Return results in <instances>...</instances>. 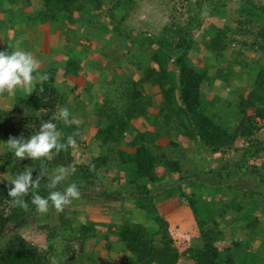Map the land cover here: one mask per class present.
Masks as SVG:
<instances>
[{
    "label": "trees",
    "instance_id": "1",
    "mask_svg": "<svg viewBox=\"0 0 264 264\" xmlns=\"http://www.w3.org/2000/svg\"><path fill=\"white\" fill-rule=\"evenodd\" d=\"M184 1L188 2L183 7L188 9L186 23L171 21L159 34H133L123 25L136 6L135 0H41L32 18L49 25L52 31L66 32L62 52L65 61L47 65L41 79L27 84L26 93L16 96L15 116L0 110L5 121L0 122L1 139L2 135L13 138L15 149L24 150L22 157L11 151L0 154V170L12 178L0 183V264H51L50 257L57 253L55 228L38 226L47 232L49 251L43 253L20 232L9 234V226L27 225L32 215L48 203H56L62 194L70 198L80 192L84 182L93 186L105 181L99 171L111 160L117 174L116 181L108 183H118L120 188H105L100 196H93L94 200L100 204H129L144 213L147 223L118 220L113 214L105 217L92 209L87 214L89 221L73 228L65 206L58 205L61 226L70 230L82 249L89 238H96L105 240L108 250L115 247L114 243L120 246L121 264H179L184 255L194 264H264V167L250 163L264 152V144L256 139V119L264 121V66L259 60L248 61L241 50H237L233 63L223 66L225 52L233 43L264 53V44L259 43L260 38L264 40V0H239L240 5L237 0ZM16 2L0 0V15ZM26 2L28 6L32 4V0ZM228 2H233L229 8ZM230 10L237 18H230ZM207 15L224 21L223 26L210 24L202 30ZM11 16H6L4 23L10 24ZM235 19L237 28L228 23ZM253 22L261 23L260 32L247 29ZM74 25L85 28L82 36ZM200 30L199 39L195 38ZM235 35L252 36L253 43L237 40ZM83 38L97 43L99 52L109 58L108 64L103 66L102 61L87 58L94 48L81 43ZM0 52L5 54L4 49ZM193 52L204 53L196 64ZM210 57H215L217 64L211 63ZM96 61L99 67L95 70L92 63ZM59 69L63 78L78 77L86 70L101 75L102 87L107 85L108 91L103 93L102 103L90 93V115L86 114L88 104L77 102L71 111L65 108L57 116V101H67V95L56 85ZM212 69L214 74H210ZM231 75H240L242 83L251 82L252 86L249 97L240 98L237 115L220 112L224 108L220 97L206 103L203 91V85L212 87ZM91 88L83 91L90 92ZM147 88L162 98L154 116L153 97L148 96ZM79 95L76 101H80ZM232 103H227L229 109ZM249 107L256 109L254 116L248 115ZM78 112L85 118H96L93 142L100 147L98 154H89L91 164L84 166L72 164V148L82 144L87 128V122H72ZM15 117L19 121L12 125L9 121ZM140 118L152 129H137L132 123ZM38 123L45 131L35 127ZM180 137L198 148L207 160L169 183L166 179L183 170L180 161L173 160L168 152L169 146L181 148L174 141ZM239 139L247 141L249 147L236 149L237 156L228 157ZM155 199H176L191 209L196 226L186 223L185 227L195 229L197 237L193 236L196 238L184 255ZM98 226L106 227L108 232L100 237ZM258 240L257 250L253 251L251 244ZM62 254L66 257L69 249L64 248ZM72 257L76 262V256ZM91 258L97 256L92 254Z\"/></svg>",
    "mask_w": 264,
    "mask_h": 264
},
{
    "label": "rangeland",
    "instance_id": "2",
    "mask_svg": "<svg viewBox=\"0 0 264 264\" xmlns=\"http://www.w3.org/2000/svg\"><path fill=\"white\" fill-rule=\"evenodd\" d=\"M22 0H18V3H12L14 5L11 6H20L26 5L21 2ZM233 1V0H232ZM136 6L135 8L128 14L125 22H124V28L127 32H131L133 34H137L138 31L142 32H150L151 34H159L161 32V29L164 28L165 25L169 24L171 21H178L179 24L186 23L188 18V9H184L187 5L186 1L182 2V0H135ZM238 4L239 0H237ZM41 4V0H32V4L30 6H38ZM233 3H228V8L232 6ZM237 6H234L233 8H236ZM232 8V7H231ZM230 8V9H231ZM232 10V9H231ZM230 10V13H231ZM184 14V15H183ZM232 17L230 18H237L234 13H231ZM238 20H231V24H234L233 27H238ZM210 24H215L217 26L222 27L224 24V21L218 20L216 18H212L210 15H207L205 18V28L208 27ZM74 27L81 31L78 34L83 35V32L85 28H80L79 25H74ZM232 27V28H233ZM261 23L253 22L250 23L247 26V29L250 31H254L255 33L260 32ZM50 35H45L44 38L47 40V42H53V49L46 48L44 51V54H39V63L38 66L40 67V71L43 69H46L47 65L51 64L54 61H61L64 60V56L62 54V50H59L61 47L62 42H67L66 38V32H49ZM200 32H196L195 38L199 39ZM50 37V39H49ZM235 38L237 40L242 39L248 41V44L253 43L254 38L252 36H247L245 38H241L237 35H235ZM44 39V40H45ZM61 39V42L59 41ZM58 43H57V42ZM83 44L91 46V48H94V51H92L89 55H87V58L90 60H97L102 61V65L108 64L109 58L105 56L104 54L100 53L98 50V45L95 41H91V43L87 42L84 38L82 39ZM259 43L264 44V40L260 38ZM66 44V43H64ZM115 45H111L113 47ZM108 47V46H107ZM242 48V49H241ZM97 52H96V51ZM112 49H109L108 51L111 52ZM237 50H241L243 52V57H247L248 61L251 60H259L260 65L264 66V53L262 52H255L252 49H248V47L242 45L241 43L236 44L233 43L228 48V50L225 52V61H223V66L228 65L229 63H233L237 57L238 53ZM55 51V53H54ZM40 52V51H39ZM47 55V56H44ZM193 61L196 63L199 62L200 58H203L204 53L201 55L195 54L194 52L191 54ZM68 59V58H66ZM215 60V57H210L209 61L213 64H217ZM94 62L92 63V68L95 70L99 67L98 63ZM201 64V63H200ZM199 64V65H200ZM90 65V64H88ZM7 65L3 63V61H0V72L7 71L8 69H14L13 73L14 80L17 77V80L19 81H25L27 80V77L30 76V71L26 73L25 70L22 69V66L16 62V61H9L8 67ZM84 70V69H83ZM12 73V75H13ZM210 74L213 73V69L211 70ZM6 76V75H5ZM41 74L39 75V77ZM139 75H137L138 77ZM24 78V79H23ZM3 79V78H2ZM35 81V78L28 80V82L33 83ZM89 81V83H88ZM242 77L239 75H231L228 78L224 79L222 82L217 81L214 83V86L212 87L208 84L203 85V91L206 96V103L209 101H212L213 99H218L220 97L223 103V109L220 110V112H232L237 115L239 113V100L241 97L248 98L252 86L247 83H242ZM26 84V83H25ZM104 84L103 78L98 76L97 73H91V71H83L80 76L78 77H68L63 78L62 76V69H59L58 75H57V83L59 90L64 93V95H67V101L65 104H60L57 101V116L59 117L61 114V111L65 108L71 111L70 107L75 108L77 102H85L88 104V107H86V114L90 115L92 113L93 105L89 102V97L94 94L96 98H98L99 103H102V99L104 98L103 93H107V85L105 87H102ZM27 85V84H26ZM89 86H92L90 89V92H85L83 89L88 88ZM31 87L29 88V90ZM114 91V88H112ZM111 91V90H110ZM26 93V91L21 92L19 96H22ZM91 93V94H90ZM148 96H152V104L153 108L152 111L154 116L158 113V109L161 103L162 98L159 95L155 94V91L152 88H147ZM80 94V95H79ZM79 95V100L76 101L75 96ZM237 96L235 98V96ZM11 101L12 96H3L0 95V100H7ZM16 100L15 98L13 99ZM119 100V99H118ZM13 101V102H14ZM233 101V103L229 105L227 103ZM16 104V103H15ZM12 105L7 106L9 108L4 109L3 105L0 104V110H3L1 112H8L11 114V116H15V112H13L12 108H15ZM68 106V107H66ZM258 106V105H257ZM12 107V108H11ZM248 115L254 116L255 115V108L249 107L248 109ZM45 112V111H42ZM219 113V111H218ZM9 117V116H8ZM234 119V117L232 118ZM89 120V121H88ZM96 118L92 115L90 118H85L83 114L80 112L76 113V116L72 119L73 123H85L87 122V128L83 131V142L82 144L74 145L72 148V159H73V165H88L91 164V157L89 154H98L100 147L97 142L94 141V136L97 132V127L94 125L93 122H95ZM19 118L15 117L11 119L9 122L11 124H15V122H18ZM0 122L4 123L3 117H0ZM231 125L235 124L234 120L229 121ZM228 124V122H226ZM137 129L140 131H144L145 129H152V126L148 124L147 121L144 120V118L137 119L133 121V123ZM256 125L258 127L256 139L264 144V121L260 118L256 119ZM34 127V125L32 126ZM36 128L42 129L41 125L38 123L35 125ZM45 131V129H42ZM2 135V134H1ZM54 138V137H53ZM132 138V137H131ZM130 136L127 137V139L131 140ZM174 141L179 143L181 146L180 149H173L169 146V153L171 154V158L173 160H178L183 166L182 173H176L173 174L170 178L166 179V182H173L177 179H179L180 175H186V171H194L197 169V166H203L202 163L204 161L203 154L200 153L198 148H195L193 144L188 143L186 139L183 137L180 138H174ZM189 144V145H188ZM14 140L10 137L6 138L4 135H2V139L0 137V154L1 153H14L17 154V150L14 146ZM248 146V142L244 139H239L236 143V146L228 152V157H232V155L237 156L238 153L235 152L236 149L243 150ZM249 147V146H248ZM90 149V151H88ZM129 150V148H127ZM131 151L133 149H130ZM175 150V151H174ZM11 151V152H10ZM19 156L22 157L24 155V150L18 152ZM26 157H28L27 154H25ZM207 160V159H205ZM108 163V165H105L103 168L100 169L99 173L100 176L105 180L103 182H97V185H86L84 182L83 188L78 193H73L70 198H67L66 194H62L61 199H56V203H48L43 209L40 210V212H36L32 217L30 218V221L27 225L22 227L17 226H9L8 233H14V232H20L22 236L27 238L29 242H32L36 247L41 250L43 253H47L49 251L48 244H47V232H45L43 229L39 228L40 225H46L48 226V229L51 230L52 228L56 229L57 239H56V248L57 253L53 257H50L51 264H121L123 261V253L120 250V246H116L113 249L108 250L106 241L97 240L96 238H89L86 245L83 247V249L80 246V242L77 238L74 237L73 234H71L70 230L66 228L65 226H61V221L59 218L58 213V205H64L65 210L67 211V214L70 218L73 219V228L79 227L81 224L87 223L89 221V217L87 214L92 210L96 209L97 214H101L105 217H111L112 214L115 219L121 220L122 218H129L131 221L135 223H147L145 215L143 212H140L138 210H135L133 206H129V204L120 205L116 202H110L107 204H100L99 202H96L94 200L95 194H100L105 190V188L109 191L115 190L116 188H120L118 183H108L111 180H115V176L117 174V167L115 166L114 162ZM251 164L256 165L260 168L264 167V152H261L260 155L254 160L251 159ZM72 165V166H73ZM58 173V172H57ZM11 174H9L6 171L0 170V183H8L9 180H11ZM116 181V180H115ZM121 182V181H120ZM106 184V185H105ZM67 193V192H66ZM68 194V193H67ZM164 195V194H163ZM157 200V208L159 209L162 216L165 218V220L169 224L170 231L175 239L176 246H178V249L180 252L184 255L183 252L186 251L187 248L190 247L192 241L197 237L195 234V229L185 227L187 224H192L193 226H196V223L193 222L194 218L192 215V211L190 208L187 207V203H180L178 200H163L159 201ZM52 204V205H50ZM57 205V206H56ZM53 206H56L55 210L52 212ZM95 206V207H93ZM122 206V207H119ZM106 209V210H105ZM73 211V212H72ZM101 211V213L99 212ZM110 214V215H109ZM258 215L262 216L260 213ZM264 218L263 216L261 217ZM109 219V218H108ZM184 219L185 222L182 221ZM193 219V220H192ZM193 222V223H191ZM187 223V224H186ZM178 224V225H177ZM186 224V225H185ZM98 234H106L108 231L106 227L104 226H98L96 228ZM8 234L6 235V237ZM196 236V237H193ZM242 234H240V237ZM6 240V239H5ZM3 239V242L5 241ZM260 241H254L251 244V249L253 251L257 250L258 243ZM68 246V247H67ZM64 248L69 249V254L65 257L62 254V251ZM250 249V250H251ZM94 254V256H97V259H92L91 255ZM99 254L102 258H104L107 261L101 260V257L98 256ZM49 256V255H48ZM76 256V262L73 261V257ZM86 257V258H85ZM78 258V260H77ZM179 264H194V261H192L188 256H183L180 259Z\"/></svg>",
    "mask_w": 264,
    "mask_h": 264
},
{
    "label": "crops",
    "instance_id": "3",
    "mask_svg": "<svg viewBox=\"0 0 264 264\" xmlns=\"http://www.w3.org/2000/svg\"><path fill=\"white\" fill-rule=\"evenodd\" d=\"M21 2L27 4L26 0H22ZM36 10H38V6L34 7L20 4V6H13L12 8L6 9L5 14L1 13L0 15V49L5 50V54L0 52V61H3V63L6 62L7 64L11 60L16 61L22 66L23 70H26L27 66L31 67L30 76L25 81L29 85L35 81H39L42 76L39 77L42 73L38 66L39 54H44L46 48L53 49V42H47L48 39L46 40L44 36L50 35L49 32H55V34L58 32V30L52 31L49 25H42L33 20L32 16ZM8 15H12L11 18L14 22L11 20L10 24L4 23ZM59 41L61 42V39ZM64 43L62 42L61 46L58 45L61 47L59 50H62V52L65 50L64 46L66 44ZM14 71L16 72L14 69H8L7 71L0 72V94L4 97L12 96L11 101H8V99L5 101L0 100V104L3 105L4 109L9 108L7 106L10 105L14 107L15 101L13 99L19 96L29 86L23 80H17L16 76L14 80ZM33 78H35L33 83L28 82V80H33Z\"/></svg>",
    "mask_w": 264,
    "mask_h": 264
},
{
    "label": "clouds",
    "instance_id": "4",
    "mask_svg": "<svg viewBox=\"0 0 264 264\" xmlns=\"http://www.w3.org/2000/svg\"><path fill=\"white\" fill-rule=\"evenodd\" d=\"M228 3H230V2H228ZM233 3V2H232ZM206 18V17H205ZM207 28V27H206ZM205 29V23H204V26L202 27V30H204ZM200 32V34H201V30L200 31H198V33ZM196 34V33H195ZM5 64L7 65V67H8V64L5 62ZM27 67H29V66H27ZM29 69H31V67H29ZM29 69L27 68L25 71H26V73L29 71Z\"/></svg>",
    "mask_w": 264,
    "mask_h": 264
}]
</instances>
